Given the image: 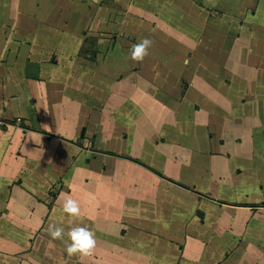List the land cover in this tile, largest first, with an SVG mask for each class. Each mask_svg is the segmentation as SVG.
Returning <instances> with one entry per match:
<instances>
[{
    "label": "crops",
    "instance_id": "crops-1",
    "mask_svg": "<svg viewBox=\"0 0 264 264\" xmlns=\"http://www.w3.org/2000/svg\"><path fill=\"white\" fill-rule=\"evenodd\" d=\"M0 122V264L75 224V264H264V0H0Z\"/></svg>",
    "mask_w": 264,
    "mask_h": 264
},
{
    "label": "rangeland",
    "instance_id": "rangeland-1",
    "mask_svg": "<svg viewBox=\"0 0 264 264\" xmlns=\"http://www.w3.org/2000/svg\"><path fill=\"white\" fill-rule=\"evenodd\" d=\"M240 12L241 11L238 10V12L236 13V10H234L232 14L235 16H240L241 15ZM222 16H223L222 19H220L222 23L229 22V14L222 15ZM247 16L248 15L246 14L245 18H247ZM226 26L228 25L226 24L225 26H222V29L218 31L219 33L217 32V34L214 35V38L211 32L205 31V33L202 36V39H203V43H206L207 46H199L198 48L200 53H205L204 56H202L204 61H206V63L213 61L214 64L216 63V68H219V63H221L220 61H222L225 58L226 54L229 55L234 52H240L237 49H235V47L233 46V42L234 40H238V39L239 40L246 39V35H247L245 34L244 30L241 31L240 29H237L235 25V21H234V24L229 23V27L225 29ZM258 26L259 24H255L254 26L255 31L253 30V32H256V31L258 32L259 30H262ZM230 79L231 78H226L228 84L231 83ZM243 85H246V82L243 83ZM58 240L59 239H57L56 243H58L60 247H64L63 242H59ZM59 249L55 251L52 248H49V247L47 248V239L42 240L39 244V252H41L40 254L43 259L41 262L39 260V264H75V263H78V262L80 263L84 261H87V262L95 261L93 254L85 255V256L74 254V255L69 256L66 253L65 248H62L61 252H58ZM49 251H51L52 253L51 255H49V258H48L46 257V254ZM25 257H29V255L28 256L26 255ZM26 261L31 262V258L30 257L26 258ZM31 264H35V263L31 262Z\"/></svg>",
    "mask_w": 264,
    "mask_h": 264
},
{
    "label": "clouds",
    "instance_id": "clouds-1",
    "mask_svg": "<svg viewBox=\"0 0 264 264\" xmlns=\"http://www.w3.org/2000/svg\"><path fill=\"white\" fill-rule=\"evenodd\" d=\"M151 44L152 41L147 37L141 39L138 43L133 44L130 48L131 59L134 61L143 60L148 54V49ZM62 211L68 214L71 219V217L79 216L80 207L77 201L69 197L64 200ZM47 231L52 239H63V227L50 223ZM67 237L68 240H65L64 244L65 251L69 256L77 253L86 255L90 253L96 243L94 232L87 226H81L79 224H75L68 229Z\"/></svg>",
    "mask_w": 264,
    "mask_h": 264
},
{
    "label": "built area",
    "instance_id": "built-area-1",
    "mask_svg": "<svg viewBox=\"0 0 264 264\" xmlns=\"http://www.w3.org/2000/svg\"><path fill=\"white\" fill-rule=\"evenodd\" d=\"M1 123V122H0Z\"/></svg>",
    "mask_w": 264,
    "mask_h": 264
}]
</instances>
